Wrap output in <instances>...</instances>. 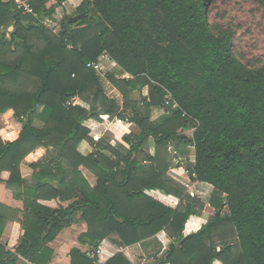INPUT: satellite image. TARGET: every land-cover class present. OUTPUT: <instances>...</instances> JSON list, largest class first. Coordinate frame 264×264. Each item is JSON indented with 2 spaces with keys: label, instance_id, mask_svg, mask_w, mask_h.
Returning a JSON list of instances; mask_svg holds the SVG:
<instances>
[{
  "label": "trees",
  "instance_id": "1",
  "mask_svg": "<svg viewBox=\"0 0 264 264\" xmlns=\"http://www.w3.org/2000/svg\"><path fill=\"white\" fill-rule=\"evenodd\" d=\"M72 1H78L77 15L86 16L74 30L68 17L53 35L10 0H0V114L13 111L0 137L13 124L18 130L14 142L0 140V182L23 208L22 234L14 253L0 244V264L18 257L49 264L48 244L77 216L87 226L77 242L87 249L72 248L70 264H132L118 251L104 256L102 241L116 236L131 246L160 232L166 244L154 264H264V66L249 67L234 56L231 34L209 25L206 0ZM46 2L30 0L39 17L54 12ZM10 26L14 31L6 34ZM32 32L42 45L30 42ZM101 55L124 75L107 79L131 116L105 97L99 75L86 67ZM145 87L142 107L128 102L131 91ZM168 95L176 108L165 105ZM72 98L75 105L67 106ZM153 107L167 109L162 123L150 121ZM115 118L140 130L122 138L127 148L112 147L103 129L88 128L107 127ZM188 128L190 138L179 133ZM149 138L160 148L190 146L192 181L212 188L214 216L192 234L183 236L184 225L199 215L200 204L187 196L180 205L184 191L165 175L169 163L144 151ZM82 142L93 149L88 155L78 152ZM37 148L46 150L45 161L24 163ZM80 167L97 178L94 187ZM5 221L0 214V235ZM228 226L235 246L228 241L217 249L212 238Z\"/></svg>",
  "mask_w": 264,
  "mask_h": 264
},
{
  "label": "rangeland",
  "instance_id": "2",
  "mask_svg": "<svg viewBox=\"0 0 264 264\" xmlns=\"http://www.w3.org/2000/svg\"><path fill=\"white\" fill-rule=\"evenodd\" d=\"M46 1L47 2L45 6L47 7V9L53 8L54 12L50 16H38L37 23L35 24L41 25L51 34L57 35L59 30H62V23L65 24L68 17L77 15L75 8L78 1L68 0L66 2H62L61 5L57 4V0ZM206 4L208 23L211 26L212 30L215 33L224 31L231 34L232 52L234 56L242 64L249 67L254 68L264 66V3L260 0H206ZM76 27L77 25L73 24L68 29L74 30L76 29ZM13 31V26H10L6 29V34ZM30 42L34 43V45L36 46L42 45L40 37L35 32H32ZM98 62L102 68V73H104L103 77L99 75V79L104 89L105 97L109 100L116 101L119 105L120 112H122L123 110L122 113L131 116L130 108H123L124 101L120 92L107 79L108 74L112 75L116 80L122 79L124 76L122 71L105 55H101L98 58ZM32 87V83H27V89L31 90ZM143 97H147V89H141L140 91L134 90L130 92L128 102L131 104H135L137 107H142L141 100ZM75 100L77 99L75 98ZM153 111H156L155 114H152V119H154V122L160 123L161 121H163L162 117H165L167 109L165 107H161L154 108ZM166 117H168V114H166ZM9 124L11 125V123ZM14 129L15 124H13L12 131H14ZM95 130L96 129H94L93 127L92 131ZM192 132V128H188L186 130L180 131L179 133L190 138ZM103 133L104 132L102 131L100 135L102 136ZM81 144L78 146V150L83 155H88L87 153L89 151H93L92 147H90L87 143L84 142L86 148H83V146L81 147ZM146 146L147 147L144 146V151L149 153V150H151L152 152L157 153L160 160H163V162H168L170 166L175 169H182L183 172L189 165H192L194 162L193 149L190 146L181 145L186 149V152L180 150L179 147H175L174 143L167 144L165 147L160 148L155 145L154 141L151 138L148 139ZM104 153L109 155L108 152ZM173 158H175V162L173 161ZM143 165L148 166L149 164L144 163ZM80 169L82 176L85 174L87 178H90V175L93 174H91L90 171H88L84 167H80ZM183 176L185 177L186 175L184 174ZM96 179L94 177V180L92 181L95 183V181H97ZM189 180L190 182L188 181L187 183H178L181 186V189H183L185 196L180 205L184 206L186 204L187 196L193 198L201 206L197 207L199 208L198 216H203L204 219H207L208 221L214 216L215 213L214 209L208 204L212 193V188L206 186L207 184L199 186L197 185L193 187V181L191 177ZM224 213H226V209H224L221 214ZM216 233L217 234L213 236L211 242L217 246V249L222 247L223 243H226L228 241L229 245L235 246L236 236L232 228H230L229 226L222 227L221 229H218V232ZM100 247H102V244H100ZM214 262H212V264H218Z\"/></svg>",
  "mask_w": 264,
  "mask_h": 264
},
{
  "label": "crops",
  "instance_id": "3",
  "mask_svg": "<svg viewBox=\"0 0 264 264\" xmlns=\"http://www.w3.org/2000/svg\"><path fill=\"white\" fill-rule=\"evenodd\" d=\"M145 89L147 88L145 87L142 90ZM153 109L154 107L151 108L150 110V121L154 122V119H152V114L153 113L155 114L156 111H153ZM166 114L167 113H165V117H162L163 121L167 118ZM12 116H13L12 110H7L3 114H0V132L4 128H6V126L9 125ZM34 126L40 129L42 128L43 125L41 122L35 121ZM88 128L89 130H92L93 127H88ZM94 129H96L95 131L97 132L103 129L104 133L101 136L102 139L107 144L115 148H119V147L127 148L128 145L125 144V142H123L122 138L128 135H138L140 133V130L136 124L131 123L127 120L125 121L118 120L116 118L113 119L107 127H94ZM17 138H18V130L15 127L14 131L10 130L8 133L2 135L0 137V140L3 142V144H8L14 142L15 140H17ZM82 143L83 144H81V147L83 146V148H86L84 142ZM144 146L147 147L146 144H144ZM179 149L186 152V149L182 146H179ZM78 152L81 153L79 150ZM90 152L91 151H89L87 154H89ZM45 154H46V150L44 148H37L29 155H27L24 158L23 162L26 164H30V163L45 161V156H46ZM149 155L153 157L155 155V152L149 150ZM173 161L175 162V158H173ZM144 163H148V162H144ZM79 171L81 172L80 168ZM29 173L30 171H28L26 176H28ZM164 173L165 175L167 174L168 176H170L169 178L176 183L180 184L181 182L183 183H187L188 181L190 182L189 179L191 176L184 177L183 175L185 173L183 172L182 169H175L172 166H170V164ZM92 175H90L91 176L90 178H87L85 174L83 175V178L88 182L91 188L96 185V181L95 183L92 181L94 180L95 176L93 175L94 176L93 177ZM1 176H5L4 172L1 174ZM51 185L54 187H58L55 182H52ZM192 185L193 187H195L197 185L199 186L206 184L193 181ZM209 187L211 188V186ZM70 202L71 201L69 200L67 202H64L62 205L67 206ZM0 205L4 206V208L0 206V214H3V216H5L6 218V221L3 224V229L0 235V244H2L7 251L14 253V247L17 245L18 239L22 234L19 220L22 219L23 208H22V203L13 197L12 190L8 188L5 182H0ZM177 205H178V201L176 202L174 207H176ZM206 221L207 219H204L203 216L189 217L184 225L183 236H187L189 234L196 232L202 225L206 223ZM86 230H87L86 224L83 221L79 220L78 216L75 217V220L72 223V225L68 228L63 229L57 235L54 241L48 244V246L53 250V256L49 264H70L69 251L74 247L81 249L83 252L86 251L87 248L85 246L80 245L77 242L78 236L82 233H85ZM165 236L166 235L164 232H160L159 234L153 237H150L146 240H142L141 242L133 244L131 246H124L121 244L120 240L116 236H110L108 240L106 239L102 241L103 253L105 256L107 254H110L111 252L118 251L124 253L132 264H154L153 263L154 259L161 254V252L165 247L166 244L165 242L166 239H164ZM111 239L115 241L116 244L113 243ZM215 262L221 264L217 260H215ZM15 264H31V263H28L22 258L18 257V260L16 261Z\"/></svg>",
  "mask_w": 264,
  "mask_h": 264
},
{
  "label": "built area",
  "instance_id": "4",
  "mask_svg": "<svg viewBox=\"0 0 264 264\" xmlns=\"http://www.w3.org/2000/svg\"><path fill=\"white\" fill-rule=\"evenodd\" d=\"M13 5L15 6V9L22 15V16H30L34 20H38V14L32 7L30 0H10ZM66 44L67 49H72V44L71 42H68L67 40L64 41ZM87 68L94 70L98 75L104 76V73H102V68L99 64L89 62L86 65ZM75 98H72L67 101L66 105L67 106H74L75 105ZM165 105H170L172 109L176 108V104L171 101L170 96H165L164 98ZM184 173L186 176H190V173L187 169L184 170ZM100 254V247H97L96 250L94 251V255Z\"/></svg>",
  "mask_w": 264,
  "mask_h": 264
},
{
  "label": "water",
  "instance_id": "5",
  "mask_svg": "<svg viewBox=\"0 0 264 264\" xmlns=\"http://www.w3.org/2000/svg\"><path fill=\"white\" fill-rule=\"evenodd\" d=\"M86 16L85 13L68 18V23L75 24Z\"/></svg>",
  "mask_w": 264,
  "mask_h": 264
}]
</instances>
